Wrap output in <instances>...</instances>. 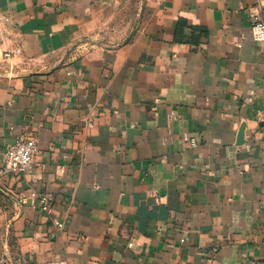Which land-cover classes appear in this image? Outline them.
<instances>
[{"label":"crops","instance_id":"obj_1","mask_svg":"<svg viewBox=\"0 0 264 264\" xmlns=\"http://www.w3.org/2000/svg\"><path fill=\"white\" fill-rule=\"evenodd\" d=\"M256 4L0 0V264H264Z\"/></svg>","mask_w":264,"mask_h":264},{"label":"built area","instance_id":"obj_2","mask_svg":"<svg viewBox=\"0 0 264 264\" xmlns=\"http://www.w3.org/2000/svg\"><path fill=\"white\" fill-rule=\"evenodd\" d=\"M251 30L254 41L264 46V0H257L251 13ZM21 54V48L16 47L13 51L5 53L6 59H11ZM192 145L196 146V140H192ZM38 153V141L34 137H24L11 144L4 153V174L14 176H27L34 170L35 157ZM30 205L39 207L48 215L54 213L51 198L44 193L33 195L28 199ZM55 226L59 229L65 227L63 221H55Z\"/></svg>","mask_w":264,"mask_h":264},{"label":"water","instance_id":"obj_3","mask_svg":"<svg viewBox=\"0 0 264 264\" xmlns=\"http://www.w3.org/2000/svg\"><path fill=\"white\" fill-rule=\"evenodd\" d=\"M244 130H245V125H242L237 140L238 144H242L244 142Z\"/></svg>","mask_w":264,"mask_h":264}]
</instances>
